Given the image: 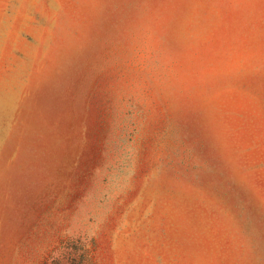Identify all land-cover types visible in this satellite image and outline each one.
Masks as SVG:
<instances>
[{
	"label": "rangeland",
	"instance_id": "374dc122",
	"mask_svg": "<svg viewBox=\"0 0 264 264\" xmlns=\"http://www.w3.org/2000/svg\"><path fill=\"white\" fill-rule=\"evenodd\" d=\"M0 264H264V0H0Z\"/></svg>",
	"mask_w": 264,
	"mask_h": 264
}]
</instances>
